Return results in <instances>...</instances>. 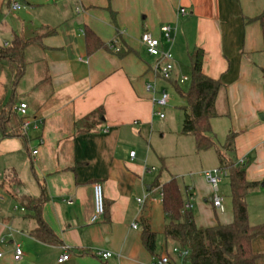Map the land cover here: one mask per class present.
I'll return each instance as SVG.
<instances>
[{
	"label": "crops",
	"instance_id": "obj_1",
	"mask_svg": "<svg viewBox=\"0 0 264 264\" xmlns=\"http://www.w3.org/2000/svg\"><path fill=\"white\" fill-rule=\"evenodd\" d=\"M11 1L0 0V10L4 4L10 10ZM17 1L22 5L18 23L0 46L15 36L40 37L27 47H36L19 80L25 79L27 87L18 92L19 82L16 86L14 110L26 103V115L16 113L28 122L27 129L23 132L20 125L22 137L0 135V264H152L176 244L163 235L161 173L154 179L155 168L146 166L151 151L137 157L133 143L150 136L157 121L154 95L145 83L155 85V96L161 89H174V82L180 86L181 77L190 78L196 49L203 52L202 72L223 84L210 135L215 141L222 134L216 144L221 147L227 134H234L227 154L244 167L246 180L258 184L246 196L248 221L264 223V27L256 19L264 13V0ZM181 7L185 14L178 13ZM163 25L172 28L171 41L161 32ZM87 31L103 46L88 51ZM144 31L170 49V80L154 76L155 58L140 41ZM37 63L38 75L32 72ZM98 108L103 111L99 123L76 133L75 121ZM204 171L197 182L185 185L184 203L191 197L189 210L197 227L230 223V187L226 200L218 194L219 184L217 191L210 187ZM96 182L102 186L105 212L91 223ZM41 187L48 197L41 217L55 235L52 242L32 234L38 223L24 205V199L40 195ZM145 193L151 199L140 207L136 198ZM215 194L222 197L223 210L213 206ZM10 199L21 202L20 213ZM199 204L212 210L201 216ZM144 223L156 233L154 253L142 243ZM254 238L252 251L264 254V234ZM16 244L23 251L17 261L12 257ZM98 250L112 255L102 258ZM66 251L69 258L58 263ZM257 264H264V258Z\"/></svg>",
	"mask_w": 264,
	"mask_h": 264
},
{
	"label": "trees",
	"instance_id": "obj_2",
	"mask_svg": "<svg viewBox=\"0 0 264 264\" xmlns=\"http://www.w3.org/2000/svg\"><path fill=\"white\" fill-rule=\"evenodd\" d=\"M256 19L264 27V13ZM40 36L31 38L15 36L7 46H0V63L6 65L10 72L9 94L0 96V135L3 137H22L18 117L14 106L16 103V86L26 67L25 51L30 43ZM86 48L94 51L103 46L91 31L85 33ZM203 52L196 49L191 56L190 85L187 91H181L174 82V89L183 98L180 107L183 113L182 135L194 138L197 152L215 150L219 167L229 175L232 221L227 224L216 223L212 226L197 227L190 210L183 209L184 200L175 178H170L161 185L162 211L166 219L163 235L166 241H172L189 250L190 264H257L264 254L252 251L254 237L264 234V223L251 225L247 214V194L258 184L248 181L242 165L236 163L227 153L232 151L234 134L228 133L224 144L219 147L212 139L210 121L217 115L215 101L223 84L202 72ZM103 115L98 108L90 115L75 121L76 133L85 132L98 124ZM48 197L43 187L36 198H26L25 207L33 212L38 226L31 232L37 238L52 242L55 235L41 217L43 204ZM23 204V202H22ZM141 239L143 245L154 253L156 233L146 223L143 224Z\"/></svg>",
	"mask_w": 264,
	"mask_h": 264
},
{
	"label": "rangeland",
	"instance_id": "obj_3",
	"mask_svg": "<svg viewBox=\"0 0 264 264\" xmlns=\"http://www.w3.org/2000/svg\"><path fill=\"white\" fill-rule=\"evenodd\" d=\"M18 12L19 10L15 12L10 11L8 9V5L6 4L2 6V9L0 10V41H3L5 37L8 38V29L13 28L14 25H17ZM30 54L36 55L35 46H30L26 49V61H30ZM35 58L36 56H33V59ZM27 63L28 62H26V66ZM39 66V63H37V67H33L32 72L35 74H41L42 70ZM27 76L30 77L29 69L27 70ZM10 78L11 75L6 65L0 63V96L6 95L7 92H10ZM189 85L190 81L187 80L183 84H180L179 87L181 91H187ZM26 87L27 81L24 79L19 82L17 90L18 92L23 91L26 89ZM167 88V92L171 95V99L169 100L168 104L163 108L155 107V110L162 112L164 117L158 118L156 115L157 121L151 130L150 136H145L144 138L142 137L141 139H138L136 142H134L133 149L137 152V157H139L146 150L151 151L152 157L150 161L146 160V166L149 168H155V171L151 173L155 175L154 179H157L159 173H161L160 180L163 183L172 177L175 178L184 200L185 185L190 184L193 180L194 183L197 182L201 171L217 167L218 161L217 158L214 157L215 155L212 153V150L206 152H197L194 138L191 135L184 136L180 133L183 120V113L180 107L183 105L184 100L179 96L175 89L170 87ZM20 96L23 97V95L19 94V97ZM221 138L222 134L219 133L215 138L216 144L221 142ZM212 165H214L213 168ZM153 182L154 180L151 183ZM218 194L224 196L226 200L229 196V175L227 173L223 176L221 183H219ZM10 200L12 202L11 207L13 210L14 207H17L16 213H20L19 209L22 207L21 202L19 200ZM203 204H205V202H203ZM200 206L201 205L199 204L198 207ZM204 207L206 206H201V216H204L205 214L208 215L212 210L211 208L204 210ZM261 243H264V241H261ZM167 247L168 249L170 248L169 244Z\"/></svg>",
	"mask_w": 264,
	"mask_h": 264
},
{
	"label": "built area",
	"instance_id": "obj_4",
	"mask_svg": "<svg viewBox=\"0 0 264 264\" xmlns=\"http://www.w3.org/2000/svg\"><path fill=\"white\" fill-rule=\"evenodd\" d=\"M10 11H18L22 8V5L17 0H12L9 4ZM179 14H185L186 10L181 7L178 9ZM161 32L163 33L164 37L167 41L172 40V28L169 25H163L160 28ZM140 41L144 45L147 53L155 58V61L152 66V72L156 78H159L164 81H168L171 79L172 71H173V55L170 51V49H163L162 45L158 38L153 37L149 32L144 31L140 35ZM9 42H4L2 46H7ZM187 80V78L181 77L178 82L183 83ZM145 90L152 94L153 96V103L155 107H161L163 108L166 106L169 102V94L161 89L158 94L155 96L157 90L155 88V85L153 83H145ZM27 110V105L24 102H20L16 106V111L21 115L25 116ZM154 114L157 115L159 118H163L164 114L162 112H159L157 110L154 111ZM37 124H41V120H37ZM28 126L27 121H23L21 124V130L23 132L26 131ZM37 153V150L34 149L31 151L32 155H35ZM129 155L131 157L134 156V151L129 152ZM227 173V171L221 167H216L213 169L205 170L203 172L204 177L206 181L210 184V186L213 188L214 191L218 190V184L221 181V178ZM261 182L264 183V176L261 177ZM162 198V194H160ZM93 198H94V212L91 216V223H94L97 221L99 217H101L105 212V204H104V196L102 192V186L100 183L96 182L93 184ZM150 200V194L145 193L142 196H139L136 198V203L142 207L144 203L147 200ZM191 197L189 198V201L185 202L183 205V209L189 210L191 208ZM212 204L214 207L218 208L219 210H223L222 205V197L215 194L212 197ZM133 228L137 227V224L134 222L132 224ZM23 251L20 245L16 244L13 248L12 257L14 260H20L22 257ZM96 254L102 258H108L112 254L109 251H102L98 250ZM172 256H175L176 260L178 261V264H190L188 261L189 256V250L186 247H181L178 244L173 245L170 250L165 251L163 254H160L158 257H156L152 264H177ZM69 258V252L66 251L63 254H61L57 262L61 263Z\"/></svg>",
	"mask_w": 264,
	"mask_h": 264
}]
</instances>
